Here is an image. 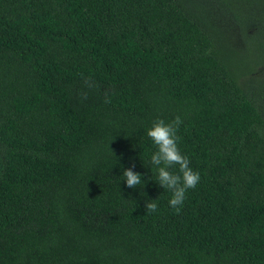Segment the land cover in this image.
Here are the masks:
<instances>
[{
    "label": "trees",
    "instance_id": "trees-1",
    "mask_svg": "<svg viewBox=\"0 0 264 264\" xmlns=\"http://www.w3.org/2000/svg\"><path fill=\"white\" fill-rule=\"evenodd\" d=\"M245 8L264 0H0V264H264V14ZM177 115L200 174L179 214L146 135Z\"/></svg>",
    "mask_w": 264,
    "mask_h": 264
},
{
    "label": "clouds",
    "instance_id": "clouds-1",
    "mask_svg": "<svg viewBox=\"0 0 264 264\" xmlns=\"http://www.w3.org/2000/svg\"><path fill=\"white\" fill-rule=\"evenodd\" d=\"M181 123L182 120L179 115L167 123L163 119H157L146 131L147 137L151 139L156 148L151 154L150 164L157 173V183L163 189L171 192L172 195L168 204L176 214L180 213L188 190L195 189L200 181V174L193 171L189 166L190 161L188 157L183 155L178 147L180 137L177 133ZM174 166H178L176 173L169 170ZM122 177L129 188L135 189L142 183L144 186L142 175L132 171L131 168L125 169ZM155 200L146 201V213L157 210Z\"/></svg>",
    "mask_w": 264,
    "mask_h": 264
},
{
    "label": "rangeland",
    "instance_id": "rangeland-1",
    "mask_svg": "<svg viewBox=\"0 0 264 264\" xmlns=\"http://www.w3.org/2000/svg\"><path fill=\"white\" fill-rule=\"evenodd\" d=\"M245 9H246V12L249 13L253 18H257V17L262 16L264 14L263 11L255 12V11H252L251 9H249V8H245ZM216 13H221L223 16L226 17V23H227V26H228L227 27V30H228V33H229V36L230 37H235L236 35L239 34L238 29L233 25V23H232L231 19L229 18V16H226L225 11L220 6H219V9H216ZM227 18H229V19H227ZM237 45L238 46H242L243 44L239 43ZM247 56L245 57V61L246 62H248L249 54ZM260 83L261 82H253L251 84V86L261 87V84Z\"/></svg>",
    "mask_w": 264,
    "mask_h": 264
}]
</instances>
